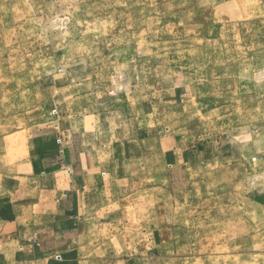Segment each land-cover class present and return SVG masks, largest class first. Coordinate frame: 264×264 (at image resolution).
<instances>
[{
    "label": "rangeland",
    "instance_id": "374dc122",
    "mask_svg": "<svg viewBox=\"0 0 264 264\" xmlns=\"http://www.w3.org/2000/svg\"><path fill=\"white\" fill-rule=\"evenodd\" d=\"M86 115L132 137L143 182L117 214L164 218L151 264H264V0H0V186ZM16 241L0 264L53 263Z\"/></svg>",
    "mask_w": 264,
    "mask_h": 264
},
{
    "label": "crops",
    "instance_id": "0c3cea01",
    "mask_svg": "<svg viewBox=\"0 0 264 264\" xmlns=\"http://www.w3.org/2000/svg\"><path fill=\"white\" fill-rule=\"evenodd\" d=\"M64 122L62 133L42 136L37 148L19 161L0 186V211L9 204L11 216L0 239L15 243L17 238L53 260L52 264L165 262L150 257L143 237L151 229L158 239L157 250L164 249L161 214L152 218L151 227L138 221L134 228L119 225L123 217L118 211L132 208L133 195L138 192L135 187L143 182L139 177L143 166L126 160L133 154L126 147L132 137L114 131L112 120L94 115L70 116ZM58 136L63 148L57 143ZM107 219L115 224L103 229Z\"/></svg>",
    "mask_w": 264,
    "mask_h": 264
}]
</instances>
